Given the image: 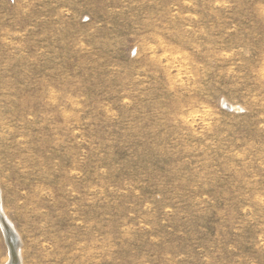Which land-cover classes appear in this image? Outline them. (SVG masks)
Masks as SVG:
<instances>
[{"label":"rangeland","instance_id":"1","mask_svg":"<svg viewBox=\"0 0 264 264\" xmlns=\"http://www.w3.org/2000/svg\"><path fill=\"white\" fill-rule=\"evenodd\" d=\"M0 201L19 264H264V0H0Z\"/></svg>","mask_w":264,"mask_h":264},{"label":"bare ground","instance_id":"2","mask_svg":"<svg viewBox=\"0 0 264 264\" xmlns=\"http://www.w3.org/2000/svg\"><path fill=\"white\" fill-rule=\"evenodd\" d=\"M4 215L5 214L3 212L1 201H0V221L3 224L8 242H10L15 247V252H16V260L13 261L12 256H11L10 262L8 264H19L20 263L19 251L17 248L18 244H19L18 235L14 229L13 224ZM10 255H11V253H10Z\"/></svg>","mask_w":264,"mask_h":264},{"label":"water","instance_id":"3","mask_svg":"<svg viewBox=\"0 0 264 264\" xmlns=\"http://www.w3.org/2000/svg\"><path fill=\"white\" fill-rule=\"evenodd\" d=\"M8 244L10 246V253H11L12 259H13V261H15L16 260L15 247L10 242H8Z\"/></svg>","mask_w":264,"mask_h":264}]
</instances>
